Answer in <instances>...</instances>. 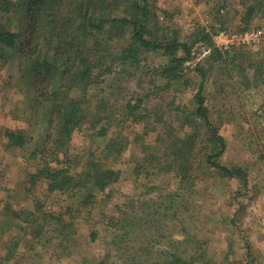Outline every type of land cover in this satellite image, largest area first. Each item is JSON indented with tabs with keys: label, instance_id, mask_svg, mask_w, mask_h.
<instances>
[{
	"label": "rangeland",
	"instance_id": "obj_1",
	"mask_svg": "<svg viewBox=\"0 0 264 264\" xmlns=\"http://www.w3.org/2000/svg\"><path fill=\"white\" fill-rule=\"evenodd\" d=\"M154 1L157 9L164 12H159L160 21L178 31L180 39L201 28L210 31L211 27L214 46L221 45L215 39L219 33L228 35L229 40L245 32L262 34L249 44L234 45L227 54L221 49V57L211 59H205L210 53L206 46L192 39L194 56L187 64L191 68L183 72L179 83L151 95L152 100L144 107H159H153L140 122L127 117L125 102L140 99L153 86L164 87L169 82L153 71L168 61L163 50L146 52L137 67H113V75L98 79L89 93L94 97L93 107L95 97L108 100L115 113L108 134L117 129L128 143L111 164L120 171L118 181L98 195L93 213L77 220L69 229L70 236L61 239L51 226L39 230L38 219L42 214H56L76 201L68 194L48 191V183L38 178L39 160L34 151L42 140L43 121L33 114L34 94L19 73L20 58L12 51L0 58V264H96L99 260L121 264L128 254L135 258V264H159L170 233L182 242L179 255L187 261L193 253L203 258L192 264H264V0ZM246 3L260 7L242 32L246 26L240 16ZM0 6H8V11H0V23L4 22L1 16L10 17L9 27L21 36L26 24L22 0H0ZM114 43L115 49L123 45L121 40ZM201 61L204 67H213L205 85L206 104L226 144L221 161L247 167L251 192L242 189L240 193L237 179L227 181L206 175L195 183L194 194L184 197L187 210L179 209L176 215L180 219H171L168 211L157 223L158 230L153 226L140 233L138 225H145V221L138 208L135 221L128 226L135 232L119 237L116 228L108 224V216L130 213L140 204L134 203L138 197L148 199L144 208L160 209V204L164 212L163 203L174 192L171 174L158 168L156 158L165 149V137H181L189 131L179 122L194 109V86L184 82L200 80L193 69ZM174 105L183 108L175 113ZM143 109L138 112L142 114ZM89 126L83 123L70 136V150L75 157L92 155L97 144L103 146L105 140L98 139L96 130ZM9 131L24 139L23 146L9 143ZM106 193L108 198H104ZM31 214L37 222L31 221ZM126 223H131L130 219Z\"/></svg>",
	"mask_w": 264,
	"mask_h": 264
},
{
	"label": "trees",
	"instance_id": "obj_2",
	"mask_svg": "<svg viewBox=\"0 0 264 264\" xmlns=\"http://www.w3.org/2000/svg\"><path fill=\"white\" fill-rule=\"evenodd\" d=\"M22 4L26 9V24L21 36L9 27L12 24L10 17L1 16L4 22L0 23V58L8 51L20 58L19 73H22L28 89L34 94L33 114L43 121L40 129L42 140L34 151V156L39 160L38 178L48 183V191L68 194L76 201L56 214H42L38 219V228L53 227L57 238H67L71 233L69 229L74 227L77 220L88 218L91 211L93 213L94 206L99 203L98 195L118 181L120 171L111 164L117 161L128 143L117 129L113 130L112 135L108 134L115 117L113 107L108 106V100L101 97H95L93 107L94 97L89 94L90 88L97 85L102 76L113 75V67L135 68L146 52L163 50L168 61L153 71L160 79L169 82L164 87L153 86L140 99L125 102L127 117L133 122H140L151 113L153 107H159L154 104L150 109L144 107L152 100L151 95L156 90H166L173 83H179L183 72L191 68L187 64L194 56V41L196 44L202 43L210 51L205 59L220 58L221 48L213 45L212 27L210 31L201 28L180 39L178 31L160 21L159 12H164L157 9L154 0H22ZM7 7L0 6V11H8ZM258 7L260 5L257 3H246L240 16V21L246 26L242 32L249 26ZM116 40L123 41V45L117 49ZM228 50H234V46ZM224 53L227 54V50ZM231 60L234 61L235 57ZM212 68L211 65L204 67L203 61L198 62L193 71L200 80L184 82L187 86H194L191 93L194 109L179 122L181 128L188 127L189 131L181 137H165V149L156 158L158 168L171 174L175 184L174 192L163 203L166 205L164 212L160 204V209L153 207L151 212L144 208L148 199L136 198L134 203L140 204L130 213L120 212L117 217L106 218L108 224L116 228L117 236L135 232L134 228L128 226L135 221L138 208L144 215L141 219L145 221V225H138L140 233L153 226L158 230L157 223L168 211L171 219H180L176 215L179 209L187 210L184 197L194 194L195 183L203 181L206 175L227 181L237 179L240 193L242 189L251 192L247 167L221 161L226 144L217 124L211 120L206 104L205 85ZM154 97L158 99L160 95ZM182 108L177 105L173 107L175 113ZM140 109H143L142 114L138 112ZM90 116L92 120H89ZM85 122L90 124V130H96L98 139L105 141H102V147L97 144L92 155L75 157L70 150V136ZM34 123L39 124L38 121ZM6 136L11 145L23 146L21 136L11 131L6 132ZM108 197L106 193L104 198ZM150 201L154 203V200ZM129 219L131 223H126ZM38 220L32 215V222ZM166 239H162L166 240L167 246L162 249L164 259L159 264H192L203 259L193 253L190 261H187L178 253L182 242L173 237V233ZM121 260L124 261L121 264H135V258H130L129 254ZM96 264L106 263L99 260Z\"/></svg>",
	"mask_w": 264,
	"mask_h": 264
},
{
	"label": "built area",
	"instance_id": "obj_3",
	"mask_svg": "<svg viewBox=\"0 0 264 264\" xmlns=\"http://www.w3.org/2000/svg\"><path fill=\"white\" fill-rule=\"evenodd\" d=\"M261 34L258 31L245 32L236 37H232L229 40L227 38L228 35H225L224 33H219L215 39L221 41V45L218 44L221 49L228 50L234 45H245L249 44L250 41H256L257 38L261 36Z\"/></svg>",
	"mask_w": 264,
	"mask_h": 264
}]
</instances>
